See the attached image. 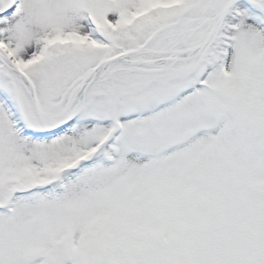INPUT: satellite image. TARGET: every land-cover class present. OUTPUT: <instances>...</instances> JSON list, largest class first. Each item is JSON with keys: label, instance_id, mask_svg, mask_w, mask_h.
I'll use <instances>...</instances> for the list:
<instances>
[{"label": "snow or ice", "instance_id": "snow-or-ice-1", "mask_svg": "<svg viewBox=\"0 0 264 264\" xmlns=\"http://www.w3.org/2000/svg\"><path fill=\"white\" fill-rule=\"evenodd\" d=\"M0 264H264V0H0Z\"/></svg>", "mask_w": 264, "mask_h": 264}]
</instances>
